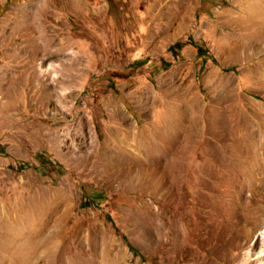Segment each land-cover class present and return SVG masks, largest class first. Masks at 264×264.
<instances>
[{"label":"rangeland","instance_id":"rangeland-1","mask_svg":"<svg viewBox=\"0 0 264 264\" xmlns=\"http://www.w3.org/2000/svg\"><path fill=\"white\" fill-rule=\"evenodd\" d=\"M0 146V264H264V0H0Z\"/></svg>","mask_w":264,"mask_h":264},{"label":"trees","instance_id":"trees-1","mask_svg":"<svg viewBox=\"0 0 264 264\" xmlns=\"http://www.w3.org/2000/svg\"><path fill=\"white\" fill-rule=\"evenodd\" d=\"M188 43L190 45H192L194 48H196L197 55L202 56L204 54V49L197 42H195L193 40H190ZM180 48H181V45L179 43H176V44H174L173 46L170 47L171 51H174V50L178 51V50H180ZM0 154L1 155H5V150H4V148L2 146H0ZM18 165H19L18 168H17L18 171H21V170L27 168V166L25 164L18 163ZM50 169H51V171H55L58 174V177H62L64 175V170L59 164H56V163L50 164ZM34 170L37 171L42 176L45 175L44 172H42V170H40L38 168H34ZM88 202L90 203V201H88ZM87 206H89V204L87 202H84V204L82 205V207H87ZM117 233H118V231H117ZM120 238H121L122 242L125 245H127L129 250L133 253V255L135 257H140L139 254L137 253V251L130 246V244L128 243V240L126 239L125 236L120 235ZM141 260H142V258H141Z\"/></svg>","mask_w":264,"mask_h":264},{"label":"bare ground","instance_id":"bare-ground-1","mask_svg":"<svg viewBox=\"0 0 264 264\" xmlns=\"http://www.w3.org/2000/svg\"><path fill=\"white\" fill-rule=\"evenodd\" d=\"M201 231H203V230H201ZM204 232V231H203ZM205 233V232H204Z\"/></svg>","mask_w":264,"mask_h":264}]
</instances>
